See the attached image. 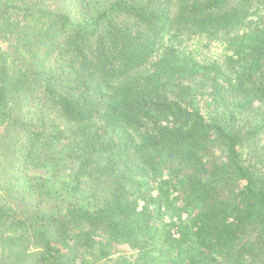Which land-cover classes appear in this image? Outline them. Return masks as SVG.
<instances>
[{
    "label": "trees",
    "instance_id": "trees-1",
    "mask_svg": "<svg viewBox=\"0 0 264 264\" xmlns=\"http://www.w3.org/2000/svg\"><path fill=\"white\" fill-rule=\"evenodd\" d=\"M0 264H264V0H0Z\"/></svg>",
    "mask_w": 264,
    "mask_h": 264
},
{
    "label": "rangeland",
    "instance_id": "rangeland-1",
    "mask_svg": "<svg viewBox=\"0 0 264 264\" xmlns=\"http://www.w3.org/2000/svg\"><path fill=\"white\" fill-rule=\"evenodd\" d=\"M201 37L197 39V37L186 39L185 35H178L180 46H186L188 50H194L200 59L203 58H212V59H220V56L223 54L224 47L217 40H213L212 36H208L205 34H199ZM181 38V39H180ZM163 213L159 216V222L161 224H165L168 222L178 221V215L169 210L168 208H163ZM182 220H186V216H182ZM121 252L131 254V251H128L126 246L120 247Z\"/></svg>",
    "mask_w": 264,
    "mask_h": 264
},
{
    "label": "built area",
    "instance_id": "built-area-1",
    "mask_svg": "<svg viewBox=\"0 0 264 264\" xmlns=\"http://www.w3.org/2000/svg\"><path fill=\"white\" fill-rule=\"evenodd\" d=\"M173 233H174V235H178V232H177V231H175V230H173Z\"/></svg>",
    "mask_w": 264,
    "mask_h": 264
}]
</instances>
